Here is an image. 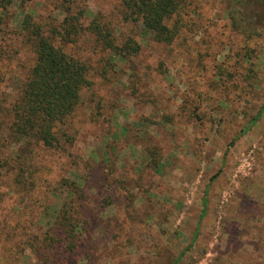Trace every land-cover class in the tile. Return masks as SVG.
I'll return each instance as SVG.
<instances>
[{
    "label": "rangeland",
    "instance_id": "obj_1",
    "mask_svg": "<svg viewBox=\"0 0 264 264\" xmlns=\"http://www.w3.org/2000/svg\"><path fill=\"white\" fill-rule=\"evenodd\" d=\"M24 1L0 27L5 106L36 59L26 13L88 66L90 86L56 148L18 139L0 110V264H172L183 252L176 264H264V36L233 28L228 0H180L171 43L122 19L121 0H75L86 30L68 42L52 32L62 0ZM94 15L138 53L98 42ZM65 203L82 224L73 240L49 223Z\"/></svg>",
    "mask_w": 264,
    "mask_h": 264
},
{
    "label": "trees",
    "instance_id": "obj_2",
    "mask_svg": "<svg viewBox=\"0 0 264 264\" xmlns=\"http://www.w3.org/2000/svg\"><path fill=\"white\" fill-rule=\"evenodd\" d=\"M75 3V0H62L61 10L65 15L60 26L54 27L52 31L68 42H76L86 30L85 10L77 8ZM10 4L11 0H0V27L8 15ZM180 7V0H121L119 13L122 19L141 25L142 30L153 40L171 43L177 27L168 22L179 12ZM227 9L233 28L248 38L264 36V0H228ZM93 17L90 31L104 47L113 49L121 56L136 54L141 49V44L132 37L118 44L111 23L99 20L97 15ZM20 32L34 43L35 63L21 95L11 108L5 106V99L0 96V110L12 114L10 129L18 139L33 138L47 147L56 148L60 144L57 126L75 111L83 89L90 86L88 66L56 46L51 37L44 34L43 26L34 20L32 14L24 15ZM2 78L0 70V82ZM263 110L264 105L261 112ZM261 112L243 129L242 134L250 130ZM206 202L204 198L201 218L205 214ZM71 207L65 203L57 214L49 213V223L61 226L67 238L73 240L81 231L82 224L74 216ZM196 237L197 232L191 245ZM71 244L74 246L76 243L71 241ZM183 254L172 264H176Z\"/></svg>",
    "mask_w": 264,
    "mask_h": 264
}]
</instances>
